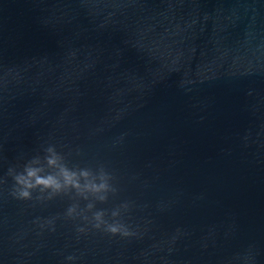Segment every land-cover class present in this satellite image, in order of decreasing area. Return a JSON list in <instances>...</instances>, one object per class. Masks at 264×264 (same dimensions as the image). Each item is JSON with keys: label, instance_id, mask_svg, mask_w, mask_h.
<instances>
[{"label": "water", "instance_id": "obj_1", "mask_svg": "<svg viewBox=\"0 0 264 264\" xmlns=\"http://www.w3.org/2000/svg\"><path fill=\"white\" fill-rule=\"evenodd\" d=\"M0 264H264V0H0Z\"/></svg>", "mask_w": 264, "mask_h": 264}, {"label": "clouds", "instance_id": "obj_2", "mask_svg": "<svg viewBox=\"0 0 264 264\" xmlns=\"http://www.w3.org/2000/svg\"><path fill=\"white\" fill-rule=\"evenodd\" d=\"M48 152L46 164L49 167L56 168L57 172L55 174H42L43 170L41 168L26 166L24 171L15 177L17 185L20 186L18 191L19 198H28L30 196L29 190L35 187H39L41 190L49 189L54 192L67 187L79 189L81 188L80 177H88L89 174L86 171L82 170L77 174L75 171L69 170L60 164L58 155L51 148L48 149ZM105 187L104 183L97 185L91 181L83 185L85 190L92 192H98ZM100 198L103 199V197ZM100 215V213H97L96 219H99ZM108 231L116 233L119 229L116 226H109Z\"/></svg>", "mask_w": 264, "mask_h": 264}]
</instances>
